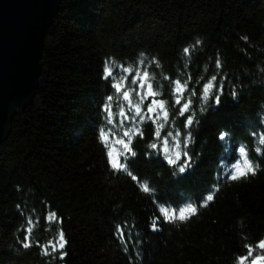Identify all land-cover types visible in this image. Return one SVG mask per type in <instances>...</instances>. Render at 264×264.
Listing matches in <instances>:
<instances>
[{
    "label": "trees",
    "instance_id": "16d2710c",
    "mask_svg": "<svg viewBox=\"0 0 264 264\" xmlns=\"http://www.w3.org/2000/svg\"><path fill=\"white\" fill-rule=\"evenodd\" d=\"M105 64L132 69L133 75L149 72L163 93L157 99L169 101L164 134L187 133L173 103V82L180 79L191 89L184 95L200 121L192 149L202 155L193 175L177 181L162 155L145 158L148 144L162 143L153 136L159 124L149 122L135 125L144 133V139L136 138L132 164L140 180L134 183L108 167L98 132H113L107 146L115 158L124 153L116 142L124 129L109 125L101 105L111 95L118 117L127 106L111 86L117 80L102 79ZM41 69L36 98L15 115L0 146V264H238L248 255L247 245L254 251L246 264L264 257L258 247L264 240V160L252 151L264 139V0H62ZM213 76L212 95L223 88L218 111L203 101ZM236 91L238 103L230 96ZM224 128L233 139L227 153L216 140ZM241 143L262 170L229 181L221 157L235 153L227 168L243 167L240 153L232 151ZM139 183L149 185V192ZM213 192L214 200L196 216L179 220L186 199ZM159 203L175 220L153 232L149 224ZM52 213L57 217L49 219ZM61 230L64 250L49 248L45 255L44 247Z\"/></svg>",
    "mask_w": 264,
    "mask_h": 264
},
{
    "label": "snow or ice",
    "instance_id": "6c2138e0",
    "mask_svg": "<svg viewBox=\"0 0 264 264\" xmlns=\"http://www.w3.org/2000/svg\"><path fill=\"white\" fill-rule=\"evenodd\" d=\"M246 39V38H245ZM184 51L187 53L188 48H185ZM217 68H222V64L217 61ZM124 73L123 76L117 78V73ZM131 78V86L128 84V79ZM102 79L111 80L116 79L117 82L113 83L111 86L115 89L116 93L122 95V100L126 104L127 109L124 107L120 108L119 117L113 112L111 108V102L113 97L111 95L107 96L108 104L101 105V111H103L108 117V123L110 126L122 127L124 130L119 133L117 138V143L120 144L124 150L123 155L117 154L114 158L113 150L111 147H108V141L112 138V131H105L100 129L98 132L99 140L102 145L105 146V158L108 167L116 173H124L131 179L134 183L140 180V177L135 174L132 170V164L135 159L138 157V152L136 151L134 145L136 143V138L144 139V133L141 129L136 128L135 125L139 123L140 125L145 124L146 122L152 123L153 125L159 124V127L155 128L153 136L156 140H162V143H150L148 144V149L145 153L146 159H152L153 155H162L166 159L167 164L172 166V170L175 173L177 181L183 180L189 175H193L197 168L199 167V160L202 159V155L197 156L192 149V145L195 143L193 139V130L194 126H198L200 121L195 119L194 114L192 113V101L191 99L185 97V93L190 92L191 89L182 84L180 79H175L172 87V94L175 97L173 103L176 108L179 109L181 118L183 119V127L187 129V133L184 131L177 132H168L165 133L166 122L171 120V112L168 110L169 101L165 99H157V96H162L163 93H158L155 90L154 84L150 81V76L148 71H144L141 75L137 72L133 75V70L128 68L118 67L113 69L107 66L102 68ZM169 81H172V77H168ZM217 77H212V83H209L203 89V101L206 108H209L211 105L212 111H218L224 104L223 97V88H220V95H212L209 91L212 89L215 91L214 84ZM133 95L137 97V100H133ZM230 96L234 102H239L240 93L230 92ZM187 100V102H185ZM117 103H121L117 101ZM146 105V109L145 106ZM131 110V111H128ZM204 108L200 109L201 112H204ZM162 113V115H161ZM261 127H264V122L261 123ZM250 137L255 138V133L253 131H248ZM216 140L220 145V149L223 153L229 151V146L233 144L232 132L224 128L220 130L216 136ZM261 147L255 148V154L259 159L264 160V139L260 141ZM233 152H239L242 154L244 159V165H236L225 179L229 181H237L244 179L250 175L254 176L257 174L260 169L258 163H254L252 159L249 158V153L246 151L244 146L239 144L236 147L232 148ZM138 187L142 189L145 193L149 192V185L139 183ZM219 189H217V192ZM213 194H208L203 198L202 203L196 205L188 204L186 208L180 209L179 220L184 222L188 219L193 218L198 214V211L201 207H206L214 200ZM57 214L52 213L49 219L56 218ZM175 216L170 213L164 203L158 204V215L154 217L149 224L151 231H158V225L161 222L170 223L174 222ZM117 231L123 235V228L121 225H117ZM31 233V229H29ZM30 239V236H29ZM67 240L66 235L63 230L59 232L58 239L51 241L48 245L44 247V254L50 255L48 249L51 248L53 253L62 252L66 246ZM32 245L30 243H25L24 247L28 248ZM248 255L240 256L238 258V264H246L249 256L252 255L254 249L252 245H247ZM258 247L261 250H264V240L258 242ZM63 255L60 256V259H63ZM261 260H264V257H257L252 261V264H259Z\"/></svg>",
    "mask_w": 264,
    "mask_h": 264
},
{
    "label": "water",
    "instance_id": "95a60500",
    "mask_svg": "<svg viewBox=\"0 0 264 264\" xmlns=\"http://www.w3.org/2000/svg\"><path fill=\"white\" fill-rule=\"evenodd\" d=\"M62 0H0V146L36 96L46 36Z\"/></svg>",
    "mask_w": 264,
    "mask_h": 264
},
{
    "label": "rangeland",
    "instance_id": "374dc122",
    "mask_svg": "<svg viewBox=\"0 0 264 264\" xmlns=\"http://www.w3.org/2000/svg\"><path fill=\"white\" fill-rule=\"evenodd\" d=\"M58 13H59V12H58ZM44 45H45V44H44ZM41 61H42V60H41ZM41 73H42V69H41ZM39 79H40V77H39ZM38 85H39V80H38ZM38 85H37V89H38ZM36 94H37V90H36ZM35 98H36V96H35ZM35 98H34V99H35ZM33 101H34V100H33ZM10 132H11V129H10ZM9 134H10V133H9ZM260 262H261V261H260ZM260 262H259V263H260ZM261 264H262V263H261Z\"/></svg>",
    "mask_w": 264,
    "mask_h": 264
},
{
    "label": "bare ground",
    "instance_id": "6f19581e",
    "mask_svg": "<svg viewBox=\"0 0 264 264\" xmlns=\"http://www.w3.org/2000/svg\"><path fill=\"white\" fill-rule=\"evenodd\" d=\"M32 103V102H31Z\"/></svg>",
    "mask_w": 264,
    "mask_h": 264
}]
</instances>
